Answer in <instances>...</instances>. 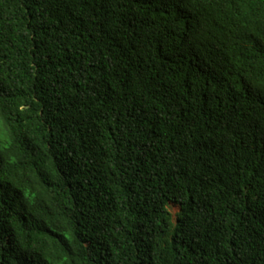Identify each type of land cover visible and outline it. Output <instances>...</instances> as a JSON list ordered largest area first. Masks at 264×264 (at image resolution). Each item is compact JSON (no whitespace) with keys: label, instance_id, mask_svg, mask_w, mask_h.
Instances as JSON below:
<instances>
[{"label":"trees","instance_id":"1","mask_svg":"<svg viewBox=\"0 0 264 264\" xmlns=\"http://www.w3.org/2000/svg\"><path fill=\"white\" fill-rule=\"evenodd\" d=\"M0 264H264V0H0Z\"/></svg>","mask_w":264,"mask_h":264},{"label":"rangeland","instance_id":"2","mask_svg":"<svg viewBox=\"0 0 264 264\" xmlns=\"http://www.w3.org/2000/svg\"><path fill=\"white\" fill-rule=\"evenodd\" d=\"M169 211L171 212V214L173 216V219L175 221L178 213L180 212L179 207L178 206H175V205H170L169 206Z\"/></svg>","mask_w":264,"mask_h":264}]
</instances>
